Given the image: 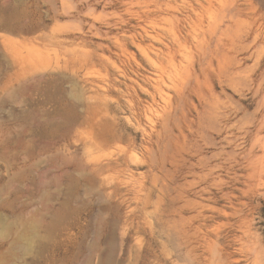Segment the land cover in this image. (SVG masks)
I'll return each instance as SVG.
<instances>
[{"label":"rangeland","instance_id":"obj_1","mask_svg":"<svg viewBox=\"0 0 264 264\" xmlns=\"http://www.w3.org/2000/svg\"><path fill=\"white\" fill-rule=\"evenodd\" d=\"M0 264H264V0H0Z\"/></svg>","mask_w":264,"mask_h":264},{"label":"bare ground","instance_id":"obj_2","mask_svg":"<svg viewBox=\"0 0 264 264\" xmlns=\"http://www.w3.org/2000/svg\"><path fill=\"white\" fill-rule=\"evenodd\" d=\"M183 92V91H182ZM181 95V94H180ZM181 97H182V95H181ZM181 97H180V101L182 100L181 99ZM189 99V98H188ZM180 105V104H179ZM182 105V104H181ZM186 105V104H185ZM208 105V104H207ZM182 106H184V105H182ZM182 106H180V108L178 109V110H180L181 109V107ZM133 109H135V107H134V105H132L131 106ZM176 108V107H175ZM183 109V108H182ZM182 109H181V111H182ZM137 110V109H136ZM177 109H175V111H176ZM156 112H158L159 110H155ZM153 112V111H152ZM133 113L135 114V116H136V118L137 119H140V117H139V112L138 111H133ZM148 113H150V110L148 111H146V112H144V114L145 115H147L148 117L149 116H151V115H148ZM176 114H177V112H175ZM152 114V113H151ZM176 114H174L173 113V110L172 109H167V108H161L160 109V111H159V114H158V120H157V124H158V128L156 129V136H157V138H156V140H157V142L159 141H161L162 139H165L166 137H167V132L171 129V130H173L171 127H173V125H175V124H177L176 122H178L177 120H176V117L175 116H177V119H178V115H176ZM182 114H183V112H182ZM185 117H186V115H184ZM186 120H187V118H185ZM179 123V122H178ZM181 123V122H180ZM180 123H179V127H180ZM188 123V122H187ZM178 125V124H177ZM192 126V125H191ZM190 126V127H191ZM204 126V125H203ZM202 131H204L203 130V128H202ZM169 136H172L171 135V133H170V131H169V135H168V137ZM167 139V138H166ZM173 139V138H172ZM169 140V139H168ZM162 142H163V140L161 141V144H162ZM152 144V143H151ZM115 147V148H117L118 146H119V142H117V143H114V144H112V145H110L109 147ZM149 146V145H148ZM161 146V145H160ZM167 148V147H166ZM120 150V149H119ZM160 150V149H159ZM165 150V149H164ZM168 150H170V149H168ZM173 150V149H172ZM167 151V150H166ZM206 156V155H205ZM160 157H161V155H160ZM118 158V157H117ZM124 158V157H123ZM161 159H164V157H163V155H162V158ZM116 160V159H115ZM119 161V160H118ZM158 161V160H157ZM204 162V161H203ZM163 165V164H162ZM164 166V165H163ZM204 166V165H203ZM165 167V166H164ZM161 168V167H160ZM162 170V169H161ZM206 176H210V172L208 171L207 173H206ZM177 199V198H176ZM178 220V219H177Z\"/></svg>","mask_w":264,"mask_h":264}]
</instances>
